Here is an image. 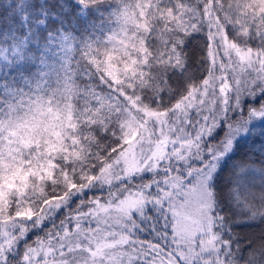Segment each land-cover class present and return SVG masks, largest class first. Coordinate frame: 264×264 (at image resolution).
<instances>
[{"label":"snow or ice","instance_id":"snow-or-ice-1","mask_svg":"<svg viewBox=\"0 0 264 264\" xmlns=\"http://www.w3.org/2000/svg\"><path fill=\"white\" fill-rule=\"evenodd\" d=\"M4 12L0 264H264V0Z\"/></svg>","mask_w":264,"mask_h":264},{"label":"trees","instance_id":"trees-1","mask_svg":"<svg viewBox=\"0 0 264 264\" xmlns=\"http://www.w3.org/2000/svg\"><path fill=\"white\" fill-rule=\"evenodd\" d=\"M13 2V0H0V16L4 15L5 12V8L11 4ZM74 2V0H69V3ZM201 43V40L199 37H197V39L195 41H193V44H198ZM248 146H245V148H247ZM259 148V142H257V151ZM245 149H242V151ZM252 161L256 164V166H259V157L252 155L251 153H249ZM241 159V157L238 155L237 157H235V160H239ZM227 175V173L225 174ZM258 182V181H257ZM234 219H236L240 226L235 228L234 231L239 233L240 236L244 237L245 240L244 242H247L248 240L257 238L261 235L262 232H264V222L261 221L260 217H257L255 220L253 221H249L247 216H243V215H238L236 217H234ZM34 238V237H33ZM245 255H247V253H245ZM241 264H243V262H241Z\"/></svg>","mask_w":264,"mask_h":264}]
</instances>
